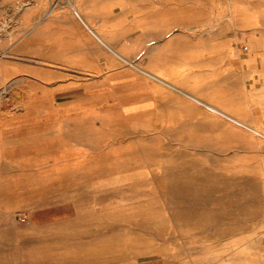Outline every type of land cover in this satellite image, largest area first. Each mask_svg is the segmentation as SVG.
<instances>
[{"label": "rangeland", "instance_id": "obj_1", "mask_svg": "<svg viewBox=\"0 0 264 264\" xmlns=\"http://www.w3.org/2000/svg\"><path fill=\"white\" fill-rule=\"evenodd\" d=\"M49 3L115 54L0 80V264H264V0Z\"/></svg>", "mask_w": 264, "mask_h": 264}, {"label": "crops", "instance_id": "obj_2", "mask_svg": "<svg viewBox=\"0 0 264 264\" xmlns=\"http://www.w3.org/2000/svg\"><path fill=\"white\" fill-rule=\"evenodd\" d=\"M50 6L49 0H0V80H32L38 70L81 69L82 62L88 69L97 67L96 54L107 50L89 23L100 20L90 14L81 20ZM249 64L250 70L264 69V60Z\"/></svg>", "mask_w": 264, "mask_h": 264}, {"label": "bare ground", "instance_id": "obj_3", "mask_svg": "<svg viewBox=\"0 0 264 264\" xmlns=\"http://www.w3.org/2000/svg\"><path fill=\"white\" fill-rule=\"evenodd\" d=\"M76 16H78L77 18L78 19H81L82 20V16L79 14V12H76ZM89 29H90V31L95 35L94 37H96L97 38V40H98V42L100 41L103 45H105L106 46V48L107 49H109V51L111 52L112 51V53H113V49L110 47V46H108L107 44H106V42L101 38V37H99L94 31H92V29L89 27ZM88 29V30H89ZM174 31H176V30H174ZM92 36V35H91ZM170 36V33H168V35H166L165 37H169ZM153 44H155V41H153V42H149V43H147L146 45H145V48H150V46H152ZM155 48V47H154ZM147 52V51H146ZM113 54H115V53H113ZM143 54H145V51H143V53L141 54V55H143ZM141 55H140V57H141ZM118 59H119V57H118ZM120 59H122V60H125V58L124 57H122V56H120ZM125 63V62H124ZM147 74V73H146ZM153 77V76H152ZM156 79V78H155ZM157 80V79H156ZM159 81V80H158ZM157 81V82H158ZM161 82V81H160ZM162 83V82H161ZM6 92H7V88L5 87L3 90H2V94H6ZM193 100H195L196 102H200V101H198V99H195V98H193ZM205 106V105H204ZM209 108V107H208ZM212 110H214V111H217V112H220L219 110H217L216 108L214 109V108H212V107H210ZM211 109H208V110H211ZM213 111V112H214ZM216 112V113H217ZM215 113V112H214ZM219 114V113H218ZM220 114H222V113H220ZM227 118V117H226ZM229 118V117H228ZM235 122V121H234ZM135 235V234H134ZM124 236V235H123ZM137 237V236H136ZM124 243V242H123ZM132 243H133V241H132ZM126 246V245H125ZM130 247V246H129ZM199 250V249H198ZM182 251V250H181ZM212 258V257H211ZM220 260V259H219Z\"/></svg>", "mask_w": 264, "mask_h": 264}]
</instances>
